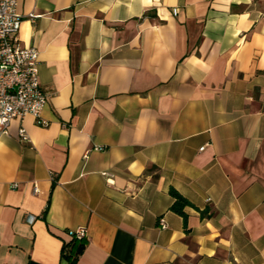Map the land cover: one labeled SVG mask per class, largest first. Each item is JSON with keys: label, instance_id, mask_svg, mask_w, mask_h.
<instances>
[{"label": "crops", "instance_id": "crops-1", "mask_svg": "<svg viewBox=\"0 0 264 264\" xmlns=\"http://www.w3.org/2000/svg\"><path fill=\"white\" fill-rule=\"evenodd\" d=\"M17 10L46 123L0 137V264H72L79 227L76 264H264V0ZM171 187L197 208L186 228Z\"/></svg>", "mask_w": 264, "mask_h": 264}, {"label": "built area", "instance_id": "built-area-1", "mask_svg": "<svg viewBox=\"0 0 264 264\" xmlns=\"http://www.w3.org/2000/svg\"><path fill=\"white\" fill-rule=\"evenodd\" d=\"M23 19L17 10V0H0V137L8 134L13 120H18L19 140L28 143L30 140L22 123L27 116L38 123H46L41 121V114L47 94L40 84L39 52L19 44L18 33ZM32 191L34 195L40 192L37 184ZM33 219V216L28 217L29 222ZM159 225L161 229L167 227L163 218L159 219ZM68 232L77 241H83L87 235L85 227Z\"/></svg>", "mask_w": 264, "mask_h": 264}, {"label": "trees", "instance_id": "trees-1", "mask_svg": "<svg viewBox=\"0 0 264 264\" xmlns=\"http://www.w3.org/2000/svg\"><path fill=\"white\" fill-rule=\"evenodd\" d=\"M169 195L172 197L173 202L169 208L170 211L178 214L183 218V222L186 228L187 223V215L184 212L186 207H193L196 208L188 199L182 196L177 190L174 188L169 189ZM197 209V208H196ZM200 216L202 218L207 216V210L200 211ZM66 236L69 238L68 242H64L62 255L64 258L69 260L72 264H76L77 260L79 259L80 255L83 253L85 249V243L83 241H77L73 238L68 231L65 232Z\"/></svg>", "mask_w": 264, "mask_h": 264}]
</instances>
